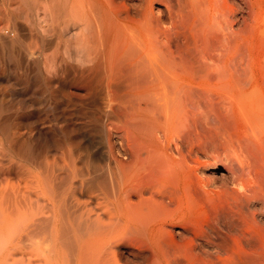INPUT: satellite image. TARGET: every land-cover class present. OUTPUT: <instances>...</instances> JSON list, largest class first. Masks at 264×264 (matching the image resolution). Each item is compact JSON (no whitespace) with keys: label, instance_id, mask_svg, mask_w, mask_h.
Wrapping results in <instances>:
<instances>
[{"label":"bare ground","instance_id":"bare-ground-1","mask_svg":"<svg viewBox=\"0 0 264 264\" xmlns=\"http://www.w3.org/2000/svg\"><path fill=\"white\" fill-rule=\"evenodd\" d=\"M224 1L223 13L229 17L230 5ZM130 2L124 6L119 0H0V234L4 236L8 232V221L14 215H10L9 210L14 208L18 217H25L22 210L51 208L53 215L50 214L52 223L49 221V226H53L54 231L48 227V233L55 243L49 242L54 246L55 253L51 248V257L58 260L56 264H64L66 260L64 251L61 254L59 249L64 242L60 247L57 245L59 248L56 249L60 251L55 249L57 242L60 243L56 238L62 239V236L55 238L60 227L57 225L65 219L66 224L69 219L71 221V218L67 220V214L77 206L102 207L98 211L94 208L93 212L92 209L89 211L90 208L82 210L77 207L81 210L79 215L88 210L85 216H79L75 211L72 213L78 216V223L74 219L77 225L84 217L87 219L81 226L85 227L84 231L88 230L84 239L85 232L77 226L80 232L83 231L81 240L85 241L81 242L77 237L80 234L81 238V233L73 224L75 230L71 229L79 233H74L76 238L73 237L78 241L70 240L76 254L71 252L68 243L69 248L66 246L68 255L72 253L69 259L74 257L70 262L118 264L114 252L118 237L127 232L129 237L142 234L135 221L144 220L141 224L146 218L171 216L175 209L170 208V203L179 204L188 199L185 203L191 204L192 190L198 187L193 178L196 170L193 162L198 164L201 161L199 155L206 153V156L212 149L225 156L221 181L239 185V191L233 188L236 194L238 192L234 197L240 201L237 202L239 208L247 209L252 220L264 230V87L258 80L257 67L247 62L249 58L246 60L248 43L244 32L236 44L234 40L230 41L235 45L232 53L230 39L224 46L229 48L224 61L230 62L224 64L225 76L216 74V78L219 76L215 85L218 92L216 104L200 101L203 114L191 108L194 111L191 124L187 122L189 116L184 117L187 120L183 118V84L187 82L183 83L182 57H174L175 52L168 54L171 53L167 49L168 39L166 45L157 41L152 0H146L143 7L138 0ZM185 10L187 15L189 10ZM179 11H176L179 17L189 16L179 15ZM195 11L199 10L196 8ZM181 13H184L183 9ZM185 21L186 18L181 22ZM9 86L14 90L11 91L13 94L8 91ZM192 89L198 96L205 92L201 93L202 88L194 89L196 92ZM222 101L227 103L224 110L220 109L225 105L220 107ZM201 124L213 126V130L209 126L208 132ZM186 144L184 151L183 145ZM120 151L124 160L118 155ZM200 187L198 189L203 193L205 190ZM200 191L197 193L201 194ZM61 210L66 214L64 220ZM102 211L101 216L99 212ZM38 212L26 214V219L37 221L36 218H44L43 214L39 218ZM30 214L33 217L38 215L33 218ZM15 218L13 216L11 220ZM126 223L132 224H129L132 228L126 227L127 232L122 229ZM64 224H61L63 231L58 235L71 236L72 239L74 234L67 226L65 231ZM32 229L29 230L32 232ZM48 233L45 232L46 237ZM9 235L4 236L6 240ZM30 237L33 238L30 235L28 239ZM75 241L81 244L75 243V246ZM56 251L65 256L64 261H59ZM159 261L156 264H163L162 260Z\"/></svg>","mask_w":264,"mask_h":264},{"label":"rangeland","instance_id":"rangeland-1","mask_svg":"<svg viewBox=\"0 0 264 264\" xmlns=\"http://www.w3.org/2000/svg\"><path fill=\"white\" fill-rule=\"evenodd\" d=\"M130 1H132V0H119V2L121 4H123L124 6H126V5L128 6L129 4H131ZM138 1L141 2L140 4L142 7H143L142 4H144V5L146 4V0H138ZM217 2H219V0H214V1H212V0H192V1L186 0L185 2H183L182 0H180V1L179 0H171V1L170 0H152V3H151L152 4V15H153V19L155 21V26L157 27V29H156V35H158L156 37V39H158L157 41L160 44L162 41L164 43V45H166L165 43H167V41H168L167 44H169V45H167V46H169V48L167 46L166 47H167V49H170V51L169 50H167V51L171 52L168 54H172L173 52H175V53H173L174 54L173 56L176 58L177 57L179 58V56H181L182 57L181 60H183V83L187 82L186 85L183 84L184 85L183 86V103L184 104L186 103L185 105L183 104V107H184L183 118L184 117L187 118L189 116L187 119L190 118V121H188L185 118L184 119L187 120V122H189L191 124H192L191 118L193 117L194 111H197V112L202 111L201 114L204 113L203 108L200 105V101H207L208 100V102H211V103L217 102V101H215L218 99L217 86H215L216 81L218 80L219 76H221V75L225 76L226 75L227 70H225L224 68H225V65L228 62H230V61H224L226 51L229 50L228 47H227L228 48V50H227V48H224V46L225 47L227 46V42H228L227 40H229V39H230L229 43H230V41L234 40L235 44H236V42H238L237 39L238 40L240 39L241 34H243V32H244V35L246 36L247 43H248V48H247L248 54H246L247 55L246 60L249 58L247 60V62H249V63H251L257 67L256 72H257L258 80H259V82H261L262 86L264 87V82H263L264 81V76H263V74H264V0H227V3H229V5H230L228 7L229 8L228 12H230L229 17H226L225 16L226 14L223 13V11L225 12V10H223L224 9L223 5H224L225 1L220 0L219 3H217ZM192 3L194 4V6ZM216 3H217V5H216ZM195 7L199 11H195L196 10ZM181 9L184 10V13H181ZM185 9L189 10V11H187V15H189V16L185 17L186 21L182 23L181 21L183 19L185 20V18H183L182 16L179 17L176 13L180 10L178 13L179 15H181V14L186 15ZM175 14L177 16H174ZM193 18L195 19L194 22L195 23L197 22V24H196L197 27H196L194 22H191V21H193ZM245 22H246V24H245ZM186 23H187V25H186ZM250 23H252V24H250ZM184 25H186L188 27H186ZM178 26H181L182 28L178 27ZM193 26H194V28H193ZM165 27H166V29H164ZM157 30L158 31L161 30V32H158ZM166 30L168 32H170L169 36L166 35V34H168V32ZM199 30H202L203 32L202 31L199 32ZM240 31H242V32H240ZM161 33L162 34L165 33V35H162ZM200 33H202L203 35H206V36H204L205 38L203 37L202 34L200 35ZM171 34H173V35H171ZM238 35H239V37H238ZM162 36H164V37H162ZM207 37H209V38H207ZM198 38H199V40H198ZM166 39H168V40L166 41ZM195 39H197L198 41H195ZM177 40L181 44L179 42H177ZM206 41H208V42H206ZM234 41H232V42H234ZM200 42H203V43H200ZM232 42L230 44L228 43L229 46L233 44L231 46V49H230L231 53L233 52V49L235 46L234 43H232ZM192 43H194V44H192ZM195 43H200L201 45L200 44L198 45ZM209 43H211L212 45ZM204 44L206 46H204ZM196 46L200 48V49L199 48L197 49L198 51L195 49V48H197ZM202 47L204 48V50H202L203 49ZM222 48L224 49V51L222 50ZM177 49H178V51H177ZM180 49H182L183 51ZM228 52H227V54H229ZM178 53H179V55H178ZM169 56L171 57V55H169ZM198 58H199V60H198ZM235 61H237V59ZM222 63H223V65H222ZM221 66L222 67L224 66V67L222 68ZM217 73L220 74L218 76V78H216L218 75ZM261 74H262L263 78L261 77ZM261 78H262V80H261ZM190 84L191 85L194 84V85L191 87ZM199 86H200V88L204 89V90H201V93H203L204 91L206 92V93L204 92L205 94L200 93L201 96H198L199 95L198 93H196L197 94L196 95L194 92H192L190 90L191 88H193L192 90L196 92V90H194V89L198 88V90H200ZM187 87H189V88H187ZM10 88L11 87L9 86L8 91L11 92L13 89L10 90ZM187 89H189V92H191L192 95H190V93L187 92L188 91ZM12 92H14V90ZM202 95H203V97H202ZM209 95H210V97H209ZM223 101H225V100H223ZM223 101H222V104L220 103V107H221V105L225 104ZM226 104L223 105V108H220V109L224 110V108L227 107ZM198 105L201 107H199ZM191 108L193 110L194 109L195 110L192 111ZM199 108H202V110ZM186 113H188L189 115H187ZM184 114H186V116ZM190 114L192 115L191 117H190ZM184 119H183V121L185 122ZM202 121H203V119L201 120V122ZM184 122H183V126L185 128H187V126H186L187 124L184 125L185 124ZM203 123H205V120ZM206 124H201V126H203V125H204L203 127L206 126V128L208 129V132H209V128H210V130H213V129H211V127H213V126L209 125L210 126L209 127ZM210 124H213V123H210ZM184 127H183V129H185ZM191 127H194V126L192 125ZM203 127H202V129H204ZM202 129H200V131ZM207 129L206 130L204 129V130L207 131ZM201 132L205 133L204 135L207 134V132H203V130ZM200 135H201V133H200ZM184 136L186 137L187 135L185 134ZM113 139H114V137H113ZM124 146H125V142H124ZM186 148H187V144L183 145V150L185 149L184 151H186ZM209 149L211 150V147ZM215 150H213V149L211 150L214 153H211V151H207V152H209L207 154L208 157L211 156L212 158H208L207 155L205 156V154H206L205 153L204 155H199L201 157L199 160H201V161L198 162V164L193 162L194 166L196 168V170L193 173V178L195 180H197V186L198 187L196 189L194 188L192 190V192L194 191L193 193H191L193 195V197H191V199H190L191 201L189 200L191 203L189 205H191V206L187 205L188 199L186 201L185 200L182 201L179 204L170 203L171 204V205L169 204L170 208L175 209V212H173L171 216H169L167 218H165V217L164 218H155V217L153 218L152 217V219L146 218L145 223H141V224H140V222H142L144 220H141L140 222L135 221V225H137L142 230L143 235L142 234H139L138 236H131L130 235V237H133L131 239H130L129 235L127 234L128 233L127 231L129 228H132L131 227L132 224L126 223L122 226V229L127 233L124 234V236L121 235V237H118L116 235L118 237V239L116 238L118 243H117L116 248L114 249V252H115L116 256L118 257V264H152L151 262L152 261L154 262L155 257L157 258L156 263L160 262L159 260H162L163 264H264V230H261V228L257 225V223H255L256 221H254V219L252 220L253 216L251 217V215L248 214L249 212L247 211V209H245V208L241 209V207L239 208L240 205H238L237 202L240 203V201H238L239 199H235L238 197H234L235 195L236 196L238 195L237 191H239V190H237V189H239L238 188L239 185L236 186L233 183H230V182L229 183H223V181H221L222 179L220 178V176H221L220 173L222 171L225 172V169L223 167V166H225V163H226L224 161L225 156L223 153L217 151V153L220 154V155H218ZM219 150H221V149H219ZM119 153H120V154H118V155H120L119 157L123 159L124 154L121 151ZM215 154H217V155H215ZM221 158H224V159H221ZM204 183L206 184V186ZM198 184L201 186L200 187L201 190H202V188H204L203 190L207 191L206 194H204L205 191L202 193L200 191V189H198L199 188ZM231 186H232V188H231ZM220 188H222L223 190L222 189H221L222 191L219 190ZM233 188L237 190L236 191L237 194L235 193V190H233ZM225 190H226V192H225ZM232 190L234 192H232ZM197 191H200L202 196L199 192L197 193ZM230 192H232V193H230ZM229 195H230V198L229 197L226 198ZM134 197L135 196L133 195V197H132L133 200L136 199V197H135V199H134ZM193 198H194V200H193ZM232 198H234V199H232ZM166 200H168V199H166ZM207 200H208V202H207ZM185 202H187V203H185ZM220 202H224V203L226 202V203L224 205V203H220ZM232 202H235V203L232 204ZM221 204H222V206H221ZM215 205H216V207H215ZM77 207H79L80 209H82V208L84 209V207H86L85 209L90 208L89 211L92 209L89 206H84L82 208H81V206H77ZM77 207H76V209H75V207H72L71 211L68 210L70 212H68L66 209H64L69 213V214H67L69 216V217H67V220H68V218H71V221H69L70 219L68 220V222H71L70 224L68 222H67V224L65 223L66 222V219H65L66 216L64 217V215H66V214H65L64 210L60 211V212H63V213H61L63 217L62 216L61 217L63 218V220L65 219L64 220L65 222L63 221L61 223V224L65 223L64 224V227H65L64 230L67 231L66 230V226H67L72 231L73 234L79 233L80 232L79 229L80 230L85 229V227L82 228V226H81V223L83 222V220L86 219L85 217L83 220L81 219V221L79 223L80 225H77L74 222V219L76 220L77 223L79 221V220L77 221L78 216H75L76 214H74V216L72 215V213L74 211H75L74 213H78V215H79L80 209H78ZM99 207H102V206H97L96 208L95 207L94 208L98 211ZM44 208L45 207H40L39 209L36 208L35 211H33V209H35V208L31 209L32 211L30 209H28L31 212H29L26 209L22 210L23 211L22 214L25 217H23V216L18 217V213H17V211L15 213L14 208L12 210L13 212L10 211L9 209H8L9 211L7 210L8 213H10V215H13V213H14L13 216H16V218H15L16 220L15 219L11 220L13 218V216H11L12 218H10L9 219L10 221H8L9 226L7 225L8 229L6 228V230H8L10 235L8 234V232L6 233V231H5L6 235H4V236L9 235L7 237V240L3 236V234H0V237L3 236L6 240L5 241L4 238L2 237V240H3L2 241L0 238V240L2 241V245H3V242H5L4 243L5 245H3V246L0 245V246H2V247H0V264H5V263L6 264L15 263L16 264V262H17V264H43V262H44V264H53L54 261H55L54 264L57 263L58 260H56V259L53 260L54 256L51 257V255H53V251L55 253V250L53 249L54 246L51 245L52 243H49V242H53L52 240H50V238H53V236L50 237L49 233H48V232H50V229L48 228V227H50L49 223L50 222L52 223V221L49 219L50 218L52 219V215H53L52 213L53 212L50 213L51 208H49V207H48L49 209L48 208L45 209V210L48 209L49 211L48 210L45 211ZM94 208L92 209L91 212L94 211ZM238 208L241 211L238 210ZM10 209H12V208H10ZM40 209L44 210V211H39ZM96 210H95V212H97ZM101 210H103V209H100V211ZM242 210H244V211H242ZM36 211L37 212L39 211L38 212L40 215L39 218L42 217L41 216L42 214L45 216L47 215V217H49V218L47 219V217H45V216L41 220H38V218H36L37 221H35V219L32 220V218H28V219H30L28 221V219H26L27 218L26 214L28 215L29 213H32V212L36 213ZM86 211H87V213L85 212V210L83 212L85 213V215L86 214L88 215V210H86ZM26 212H28V213H26ZM241 212L242 213L244 212V213L242 214ZM35 213H32V214L34 215ZM84 213L81 212L80 215L82 214V216H85ZM100 213H102L101 214V216H102L103 211L99 212V214ZM32 214H30V217H33ZM50 214H52L51 217H50ZM244 214H246V216H248L249 219ZM37 215H35L33 218L37 217ZM232 215H233V217H232ZM71 216L75 217V218H72ZM241 217L244 219H242ZM43 219L46 222H44ZM72 220H73V223H72ZM86 220L83 222V224L86 223ZM12 221L15 222V224L10 223ZM41 221H43V222H41ZM20 222H22V223H20ZM30 222L32 223V225H30L31 224ZM47 222H48V224H47ZM36 223H37V225H35ZM16 224L19 227H16ZM38 224H40L39 225L40 227H38ZM45 224H46L48 230L46 229ZM61 224L57 225V227L58 226L61 227L62 226ZM73 224H74V226H73ZM20 225H22V227ZM26 225H28V226L26 227ZM34 225L37 227V229H35L36 227L34 229H32ZM69 225H71V226H69ZM72 226L74 228L76 227L79 232H77V231L73 232V230H75V229ZM77 226L81 227V228L78 229ZM84 226H86V225H84ZM60 227H58V228L60 229ZM126 227L128 229H126ZM142 227H144V230ZM50 228L52 229L53 226ZM58 228L56 230V232L57 231L58 232L57 233L55 232V234H57V236L55 234H53V235H55V238L58 236H62L61 237L62 241L60 240V237L58 239L56 238V241L59 240L60 243L57 242V244L55 245V249L61 244V242L62 243L64 242L66 245L63 243V245H62L63 250H62V247L59 248L61 245L58 247L61 251L59 249H56V250L60 251L61 254H63L62 252L64 251V255L66 256V260L64 258L65 256L63 257V255L59 254L58 251H56L58 254H56L55 256L56 257L58 255L60 257L62 256L63 257L62 260L60 259L59 256L57 257V258H59V261L65 260L68 262V264H72L73 262H70V261L72 259H74V257L70 260L69 258H71V257H69V256L76 249L74 248L75 250H73V248H72L73 246L72 247L70 246L71 245L70 240H72V241L77 240V239H74V238H76V235L75 234H74L75 236L72 235V239L70 238L71 236L66 237L62 234L58 235V234H60L61 231H63V229H60V231H59ZM235 228L236 229L238 228V229L235 230ZM243 228L246 229L245 231L247 233L244 232ZM17 229H18V231H17ZM29 229H32V232ZM39 229H41V230H39ZM42 229H43V231H42ZM241 229H243V230H241ZM27 230H29L30 233L27 232ZM37 230H39V231H37ZM87 230H88L87 228L85 231L83 230L85 232V234H83V236L85 235L84 239H86ZM52 231H54V230L52 229ZM65 231L63 233L64 234L66 233L65 235H67V232H65ZM83 231H81V232H83ZM241 231L244 232V234ZM39 232L41 234L43 232V234L41 235ZM45 232L48 233L47 236L49 238L45 236L46 235ZM25 233H27V235ZM31 233H33L34 235ZM35 233L36 234L38 233L39 236L37 235L38 237H35V235H36ZM21 234H23V236L26 235V237H25L26 240L24 237L22 238ZM30 235L33 236V238H35V240H36L35 242L38 243L37 240H39L38 245H37V243L35 244L32 237H30V239L31 238L32 239H31V241H29L30 239H28V238ZM79 235L80 234H77V237L79 238L78 240L80 241L81 239H83V236H82V233H81V236H82L81 238L79 237ZM126 235L128 236L129 239H127ZM122 236H123V238H122ZM237 236H238V238L236 240H238V241L234 240L235 237H237ZM20 237L27 242L23 241ZM63 237L64 238L66 237V238L63 239ZM135 237H138V238H135ZM45 238H48V239H45ZM55 238H54V240H55ZM67 238H70V239H68L69 241H66ZM119 239H121V240H119ZM247 239H249V240H247ZM63 240H65V241H63ZM77 241H75L74 244L79 243ZM84 241L81 240V242H84ZM81 242L79 244H81ZM29 243H31V244H29ZM67 243L72 248V250L71 249H69V250H71V252L73 251L72 253L70 252L71 253L70 255H68V252L66 249L67 247L69 248ZM17 244H18V247H17ZM72 244H73V242H72ZM235 245H236V247H235ZM75 246H76V244H75ZM82 246L83 245H81V248H82ZM244 247H245V249H244ZM51 248L53 249V251ZM50 249L52 252L50 251ZM83 249H84V247H83ZM84 251H86V249H84ZM152 251H154V252H152ZM22 252L25 254L20 255V253H22ZM75 254H76V251H75ZM24 257H25V259H24ZM125 257H126V259H125ZM18 259H20V260L18 261ZM51 260L53 261V263ZM146 260H148L147 261L148 263L146 262ZM65 261H64V264H65Z\"/></svg>","mask_w":264,"mask_h":264}]
</instances>
